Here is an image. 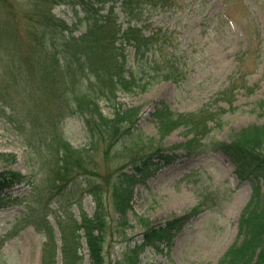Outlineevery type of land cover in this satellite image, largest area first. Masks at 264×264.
Instances as JSON below:
<instances>
[{
    "label": "rangeland",
    "instance_id": "obj_1",
    "mask_svg": "<svg viewBox=\"0 0 264 264\" xmlns=\"http://www.w3.org/2000/svg\"><path fill=\"white\" fill-rule=\"evenodd\" d=\"M0 8L4 16L2 2ZM164 9L152 12L149 21L153 26L170 27L175 31L171 36L170 54L181 62L180 72L184 78L178 82L161 81L144 92L118 97L128 108H141L137 126L145 145H154L142 148L145 154L153 155L146 160V177L136 183L132 203L135 213L154 225L176 221L197 207L199 213L187 220L170 248L162 245L158 251L149 246L140 254V259L146 264H219L227 249L237 240L239 217L250 199L251 186L235 175L236 167L222 151L206 150L193 154L178 148L192 137L185 129L174 130L162 139L151 114L160 103H165L176 113H200L209 109L219 114L220 118L207 123V128H203V122L200 124L204 134H199L196 145L211 139L231 141L248 125H264V0H175ZM53 12L71 24L78 19L70 5H57ZM79 15L83 17V13ZM84 26L80 25L77 34ZM11 37V33H4V39L10 41ZM3 65L0 56V90L10 93L16 86L13 83L15 69L9 68L6 72ZM19 65L28 68L24 61ZM29 69L24 74L39 84V75L31 74L36 68L31 65ZM40 85L43 90L39 92L48 100L44 98L39 102V96L34 95L31 105L36 113L45 114L50 108L47 101H51L49 98L54 97L55 91L53 86L47 89ZM101 103L103 112L111 116L112 111ZM223 107L226 111L222 112ZM5 111H0V154H14L15 157L1 158L0 172H20L27 181L9 191L23 202L0 207V264H43L44 257L50 261L55 253V264H63L62 234L71 240L72 246L80 241L77 250L83 258L82 264H90L88 247L85 238L81 237L83 232L76 230L81 210L75 201L81 195L84 211L92 216L96 209L93 196L83 192L84 185L75 186L76 196L70 190L72 186L61 190L60 202L51 196L47 187L51 169L42 168L37 156L35 159L31 157L9 122V109ZM63 129L74 148L89 147L87 127L82 119L77 116L68 118ZM119 144L109 154L104 152L108 146L101 145L92 164L87 162L89 172L97 175L98 184H102L107 173L114 174L118 168L129 165L127 156L131 148ZM158 146L161 150L156 149ZM50 152L55 155L54 147ZM133 170L130 166L126 169ZM110 202L108 222L112 229L106 239L105 256L107 264H118L128 239L133 237L142 241L141 233L145 228L132 213L129 225L121 226L120 214L112 206L113 201ZM27 211H31L32 223L25 226L23 220ZM45 218L53 225L54 242H47L45 230L37 228L36 223ZM70 254H73L71 247ZM49 261L45 263L49 264Z\"/></svg>",
    "mask_w": 264,
    "mask_h": 264
},
{
    "label": "trees",
    "instance_id": "obj_2",
    "mask_svg": "<svg viewBox=\"0 0 264 264\" xmlns=\"http://www.w3.org/2000/svg\"><path fill=\"white\" fill-rule=\"evenodd\" d=\"M0 2L5 7V15L0 13V56L6 72L9 68L12 71L15 69L13 83L16 85L10 93L0 90V111L3 113L6 108L9 109V122L26 145V150L34 159L37 156L42 168L51 169L47 182L51 196L60 202L61 190L72 186L70 190L76 196L75 186L83 185V192L93 196L96 209L92 216L84 211L81 195L75 201L81 210L76 230L83 232L81 237L85 238L90 264H107L105 245L112 229L108 222L110 201L120 214L121 226L129 225L132 213L145 228L141 233L142 241L133 237L128 239L118 264H146L141 261L140 254L149 246L158 251L162 245L170 248L187 220L199 213L197 207L187 216L159 225L135 213L133 191L136 183L146 177V160L153 155L149 152L145 154L142 148L154 145H145L137 126L141 108H128L118 98L122 94L144 92L161 81L178 82L184 78L180 72L181 62L173 53L170 54L171 36L175 31L170 27L153 26V22L149 21L152 12L159 9L165 11L164 7L172 5L175 0ZM63 4L70 5L78 17L72 24L53 12L57 5ZM83 24L85 28L77 34ZM5 32L11 33L10 41L4 39ZM21 61L28 68L20 66ZM31 65L36 68L31 74L39 75L44 88L54 87L55 95L47 101L50 108L45 114L36 113L31 105L34 95L39 96V102H43L44 98L48 100L39 92L43 90L40 83L35 81L36 86L33 78L24 74ZM101 102L112 111L111 116L103 112ZM220 110L226 111L224 107ZM72 116L79 117L86 125L88 148H74L67 141L63 124ZM151 116L162 139L183 128L192 137L178 148L193 154L220 150L233 162L235 175L241 181L249 182L252 192L239 217L237 240L227 249L219 264H264V125H248L231 141L211 139L196 145L199 134H204L203 128L208 127L207 123L217 121L219 114L209 109L200 113H176L165 103H160L154 107ZM202 122L203 128L200 126ZM120 142L131 148L127 156L128 166L133 167L134 172L126 171L128 166L120 167L114 174L107 173L102 184H98V177L89 172L87 162H93L94 154L101 149V145L108 146L104 152L109 154ZM53 147L55 155L50 152ZM159 147L156 149L161 150ZM9 156L15 157L14 154H0V159ZM81 177L84 179H79ZM26 181L27 177L20 172H0V207L23 202L9 191ZM29 207L34 208L33 205ZM24 217L25 226L32 223L31 211H27ZM36 224L38 230H45L47 242H54L55 232L49 219ZM61 238L63 264H82L83 258L77 250L80 241L72 246L65 235L62 234ZM70 247L73 254H70ZM55 257L56 253L50 261L44 257L43 264L47 261L55 264Z\"/></svg>",
    "mask_w": 264,
    "mask_h": 264
}]
</instances>
